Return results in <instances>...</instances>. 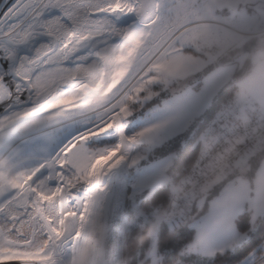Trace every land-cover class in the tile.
<instances>
[{"label": "snow or ice", "instance_id": "1", "mask_svg": "<svg viewBox=\"0 0 264 264\" xmlns=\"http://www.w3.org/2000/svg\"><path fill=\"white\" fill-rule=\"evenodd\" d=\"M0 264H264V0H0Z\"/></svg>", "mask_w": 264, "mask_h": 264}]
</instances>
